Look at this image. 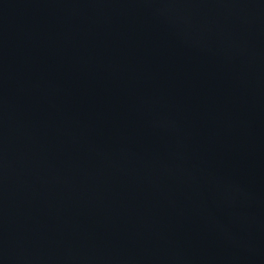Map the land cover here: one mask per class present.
<instances>
[{"label":"water","instance_id":"obj_1","mask_svg":"<svg viewBox=\"0 0 264 264\" xmlns=\"http://www.w3.org/2000/svg\"><path fill=\"white\" fill-rule=\"evenodd\" d=\"M0 264H264V0H0Z\"/></svg>","mask_w":264,"mask_h":264},{"label":"bare ground","instance_id":"obj_2","mask_svg":"<svg viewBox=\"0 0 264 264\" xmlns=\"http://www.w3.org/2000/svg\"><path fill=\"white\" fill-rule=\"evenodd\" d=\"M237 115H243V114H237Z\"/></svg>","mask_w":264,"mask_h":264}]
</instances>
